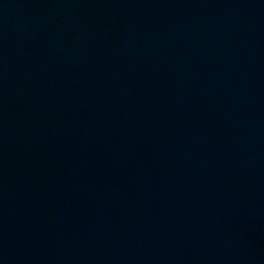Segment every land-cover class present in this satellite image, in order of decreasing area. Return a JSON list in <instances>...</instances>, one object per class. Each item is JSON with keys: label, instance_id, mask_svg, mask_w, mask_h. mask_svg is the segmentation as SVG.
I'll return each mask as SVG.
<instances>
[{"label": "water", "instance_id": "95a60500", "mask_svg": "<svg viewBox=\"0 0 264 264\" xmlns=\"http://www.w3.org/2000/svg\"><path fill=\"white\" fill-rule=\"evenodd\" d=\"M0 264H264V0H0Z\"/></svg>", "mask_w": 264, "mask_h": 264}]
</instances>
